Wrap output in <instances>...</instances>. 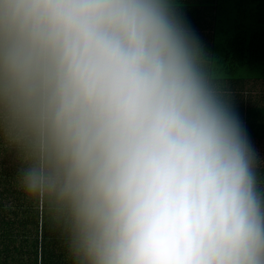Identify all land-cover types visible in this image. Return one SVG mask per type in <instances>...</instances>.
<instances>
[{"label":"clouds","instance_id":"clouds-1","mask_svg":"<svg viewBox=\"0 0 264 264\" xmlns=\"http://www.w3.org/2000/svg\"><path fill=\"white\" fill-rule=\"evenodd\" d=\"M0 94L76 264H264L254 150L170 0H0Z\"/></svg>","mask_w":264,"mask_h":264},{"label":"trees","instance_id":"trees-1","mask_svg":"<svg viewBox=\"0 0 264 264\" xmlns=\"http://www.w3.org/2000/svg\"><path fill=\"white\" fill-rule=\"evenodd\" d=\"M170 5L195 38L221 99L254 150V170L264 193V102L245 99V84L264 80V0H170ZM0 130V151L19 147L9 143L18 136L28 153L16 163L0 158V264H76L68 206L54 197H29L20 186L22 173L36 162L39 143L2 94Z\"/></svg>","mask_w":264,"mask_h":264},{"label":"rangeland","instance_id":"rangeland-1","mask_svg":"<svg viewBox=\"0 0 264 264\" xmlns=\"http://www.w3.org/2000/svg\"><path fill=\"white\" fill-rule=\"evenodd\" d=\"M246 86V97L249 103H254L258 100L259 103L264 102V80L249 81L245 84ZM1 132V130H0ZM18 136H14L9 143H18L19 147L10 145L8 150L0 151V158L7 160L8 162L16 163L19 160H26L28 153L26 150L22 149V144L24 140L17 139ZM15 140V141H13ZM20 142V143H19ZM21 186V185H20Z\"/></svg>","mask_w":264,"mask_h":264}]
</instances>
